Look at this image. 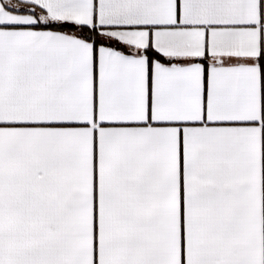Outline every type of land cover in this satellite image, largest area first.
<instances>
[{
	"label": "snow or ice",
	"instance_id": "6c2138e0",
	"mask_svg": "<svg viewBox=\"0 0 264 264\" xmlns=\"http://www.w3.org/2000/svg\"><path fill=\"white\" fill-rule=\"evenodd\" d=\"M0 264H264V0H0Z\"/></svg>",
	"mask_w": 264,
	"mask_h": 264
},
{
	"label": "trees",
	"instance_id": "16d2710c",
	"mask_svg": "<svg viewBox=\"0 0 264 264\" xmlns=\"http://www.w3.org/2000/svg\"><path fill=\"white\" fill-rule=\"evenodd\" d=\"M66 30H72V31H75V29H74V28H70V29H66Z\"/></svg>",
	"mask_w": 264,
	"mask_h": 264
}]
</instances>
